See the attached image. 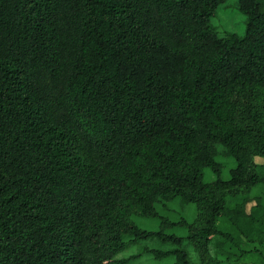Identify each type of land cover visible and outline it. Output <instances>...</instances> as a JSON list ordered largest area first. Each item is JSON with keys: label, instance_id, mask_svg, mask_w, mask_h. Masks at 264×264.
Returning <instances> with one entry per match:
<instances>
[{"label": "trees", "instance_id": "16d2710c", "mask_svg": "<svg viewBox=\"0 0 264 264\" xmlns=\"http://www.w3.org/2000/svg\"><path fill=\"white\" fill-rule=\"evenodd\" d=\"M225 1L0 0V264H264V0Z\"/></svg>", "mask_w": 264, "mask_h": 264}, {"label": "rangeland", "instance_id": "374dc122", "mask_svg": "<svg viewBox=\"0 0 264 264\" xmlns=\"http://www.w3.org/2000/svg\"><path fill=\"white\" fill-rule=\"evenodd\" d=\"M212 25L217 29L220 35H224L228 32H236L243 35L247 27V16L239 9V0H227L222 3L215 15L211 20ZM219 160L223 163L222 175L224 178L230 176V169L236 165V162L231 157H219ZM255 161L257 163H264V157L256 156ZM206 178L212 180L215 178V174L210 171L209 168L206 169ZM213 195L218 194V192H213ZM255 204V200L248 203L247 208ZM157 208L162 215L171 217L172 219L178 220L181 217L187 218L189 221H193L196 217L197 210L194 203H189L183 205L179 200H175L169 203H158ZM138 224L147 229H158L160 225V220L158 218L150 217H134ZM172 231L179 234H185L186 230L182 228H174ZM248 243V242H247ZM245 243V246L251 247V244ZM130 264H154L147 263L144 257L138 259L137 262Z\"/></svg>", "mask_w": 264, "mask_h": 264}]
</instances>
